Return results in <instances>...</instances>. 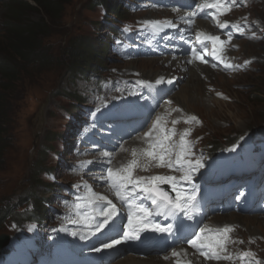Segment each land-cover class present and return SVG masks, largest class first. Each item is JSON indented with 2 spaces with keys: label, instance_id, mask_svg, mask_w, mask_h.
I'll return each mask as SVG.
<instances>
[{
  "label": "rangeland",
  "instance_id": "1",
  "mask_svg": "<svg viewBox=\"0 0 264 264\" xmlns=\"http://www.w3.org/2000/svg\"><path fill=\"white\" fill-rule=\"evenodd\" d=\"M22 1L34 6L32 0ZM94 1L109 2V0H67V3H63V11L57 21L50 20L48 16L45 18L40 9L27 15L31 23H44L47 35L40 36V41L52 60L44 71L33 72L31 69L22 71L17 88L8 94L10 95L8 98L10 110L7 114L9 125L5 126L8 127L7 144L0 165V209L11 201L15 205L17 201L23 200L22 197L28 192H34L48 199L52 197L53 193L45 190L47 184L41 178H37L40 172L48 167L56 168V175L62 181L66 179L65 175L61 176L62 168L57 167L52 161L53 158L48 154L47 149L50 145L54 151L60 150V152L71 148L74 136L63 134V118L66 114L77 115L78 110L87 111L89 102L83 100V97L92 82L91 79L89 81L80 79L78 74L69 70L68 62L64 64V54L66 55L67 49L73 48L79 41L89 40L99 54V60H104L101 65L106 71L100 72V77L107 76L108 72L124 74L130 69L131 64H135L136 71H141L142 74L154 73L152 70L157 65L141 67V63L145 60L128 62L124 53L114 58L110 57L103 40L108 39L111 34L105 26H100L99 13L92 7ZM8 3L9 0H0L1 41H4L2 36L6 34L4 23L8 15L6 7ZM255 3L256 5L249 12L264 25V0H255ZM107 10L111 12L109 8ZM140 13L142 12H137L136 15L130 14L132 20ZM253 39L258 43L239 42L240 50L237 52V55L244 59L247 57L257 59V63L250 71L246 70L234 77L217 76V80L212 78L207 84L212 83L216 87L211 92L200 87L198 93H191L194 100L189 104H183L179 94L181 93L179 91H183L186 82L180 85L178 92L172 97L175 105L195 117L197 120L194 127L195 135L203 136L206 142L214 141V144H221L233 134H245L264 127V37L257 36ZM4 47L7 45L5 44ZM219 91L224 93L227 99L216 98L218 100L216 103L214 95L217 96ZM67 97L74 99L69 101ZM197 124H200V127ZM77 139L79 141V137ZM24 209L25 206L21 209L15 207V214L21 213ZM18 218L15 216L9 223L0 224V238L11 234ZM259 220L258 218L257 222ZM251 230L256 235H259L260 230V233L264 232V222L260 221ZM262 248L264 250V245Z\"/></svg>",
  "mask_w": 264,
  "mask_h": 264
},
{
  "label": "snow or ice",
  "instance_id": "2",
  "mask_svg": "<svg viewBox=\"0 0 264 264\" xmlns=\"http://www.w3.org/2000/svg\"><path fill=\"white\" fill-rule=\"evenodd\" d=\"M236 6L233 0H215L213 3H207L203 5L204 8L216 9L220 12V14H224L226 11L230 10L231 7ZM190 17L195 16L196 13L194 11H190L188 14ZM212 19H216V14L213 13ZM227 27V24H221L220 28L224 29ZM238 31L241 33L243 29L238 28ZM199 35V34H198ZM231 38V37H230ZM206 40L210 41L213 46V54H215L218 45H220L221 40L219 36L208 35L206 36ZM192 55H197V49L192 48ZM201 59L202 63H207V61L203 60L202 57H197ZM191 63V60L188 61ZM246 63H248L246 61ZM225 68H230L232 65L225 64ZM164 82V78L161 77L156 80V84H161ZM168 83H172V80L169 79ZM141 85L145 82L140 81ZM195 119V117H192ZM175 123V121H173ZM157 128L156 124H153L148 132H144V138L150 140L149 149L142 153L143 156L148 158L149 163H154L156 167H167L173 171L180 172L181 175L179 177L175 176H152V177H135L133 175V169L139 164L142 168L146 170V165L141 164L138 160L133 159L132 162L125 169H121L119 171H114L112 168H104L103 172L106 173L108 186L111 190L114 191L115 196L121 203H128L132 199H136L139 195L140 199H147L151 202L155 208L159 209L158 215L172 216L179 212H183L186 215L190 211L191 207L195 203L196 194H197V186L192 183V178L194 174L201 168L204 167L202 160L203 156L196 157L192 151V146L185 142L184 137L188 135L187 132L180 139L179 145L168 144L166 141H170L172 134L171 133H163V138H153L152 132ZM178 148V151L174 152V149ZM107 155V154H105ZM137 153L133 151V156L135 157ZM173 155L175 158L173 159ZM101 181L105 180V176L101 175L99 177ZM161 184H167L170 186L171 191L175 192V197L170 198L167 190L160 187ZM77 200H80L81 197L77 196ZM106 201L105 207H100V214L105 217L103 222H100L96 225L97 230H100L104 227L105 224L108 223V218L115 214L116 206L113 204L111 200H107L104 195L95 194L94 200H89L88 205H94L96 202H104ZM77 208L80 207L78 203L76 205ZM139 212L144 214V225L154 223L149 219L148 210L145 208L143 203L137 205ZM129 224L132 223L131 214L128 217ZM75 223V221H73ZM172 225L167 226V230L171 231ZM153 230L165 231L164 227L159 225H155ZM230 231L229 228H225L223 230L224 233ZM200 240L199 235H195L194 238L188 239L186 242L190 245L191 248L195 249L196 252L204 256L206 259H221L227 258L222 257L221 253L226 251L224 247L223 241L227 240V236L222 235L216 238L215 243L205 244L203 242L198 244ZM121 243V240L115 239L111 242H106L104 244L105 248H112L114 245H118ZM206 249H211V251H206ZM96 251H100V248L95 249Z\"/></svg>",
  "mask_w": 264,
  "mask_h": 264
},
{
  "label": "trees",
  "instance_id": "3",
  "mask_svg": "<svg viewBox=\"0 0 264 264\" xmlns=\"http://www.w3.org/2000/svg\"><path fill=\"white\" fill-rule=\"evenodd\" d=\"M34 6L22 0H9L7 7L8 15L4 23L6 34L0 39V165L3 161L4 151L6 150L7 137L6 132L9 125L7 114H9L8 95L15 91L17 83L20 81L22 71L31 69L33 72L44 71L51 62V57L46 49L42 47L40 36H46L47 31L44 23H31L27 19L30 12L42 10L45 18L50 20H59L63 11V3L67 0H32ZM106 6V3H103ZM113 12L116 19L122 17L120 8ZM5 44L7 47H4ZM64 54V64L68 65L74 71L88 73L97 71L95 67L99 66L102 60H99V54L90 41H79L73 48L67 49ZM98 63V64H97ZM23 76V75H22ZM11 94V93H10ZM211 145H215L211 143ZM24 200V199H23ZM13 206L9 203L0 210V224L7 216H13ZM39 202L35 203V211L39 212Z\"/></svg>",
  "mask_w": 264,
  "mask_h": 264
},
{
  "label": "bare ground",
  "instance_id": "4",
  "mask_svg": "<svg viewBox=\"0 0 264 264\" xmlns=\"http://www.w3.org/2000/svg\"><path fill=\"white\" fill-rule=\"evenodd\" d=\"M143 68H146L147 66H152L154 65V61L152 60H148L147 62L144 61V63H141ZM135 64H131L129 65L128 67L132 70V71H136L135 69ZM148 73H145V77H148L149 75H147ZM153 76H157L159 75V72H158V69L156 71H154V73H151ZM219 80V79H218ZM202 82L200 81L199 77L191 70L190 73H189V78L187 79V82H186V85L184 86L183 88V91H179L181 93L180 94V101L184 104H189L190 102H192L193 97L191 96V93H198L199 92V89H200V86H202ZM189 86H191V89H189ZM209 86H213V87H216L215 85H209ZM197 95V94H196ZM192 97V99H191ZM198 98V97H197ZM216 103H217V99L215 100ZM207 106V105H206ZM210 106V105H209ZM183 109V108H182ZM184 110V109H183ZM219 111V110H218ZM229 220H224L225 218H222V219H219L218 221H220L221 223H231V220L232 219H235V220H239V221H243L246 223L247 227L245 226L246 230H245V233L243 235H249L251 237H253L252 239L256 238L258 235H256V233H254L252 229V227H254L253 225H256L258 224L260 221L264 222V219L261 217H244V216H228ZM258 218L260 219L259 222H257ZM252 226V227H251ZM147 263V264H161L162 262L159 261V259H154L153 261L150 262V260H145V261H139V260H129V259H122L120 260L119 262H117V264H144Z\"/></svg>",
  "mask_w": 264,
  "mask_h": 264
},
{
  "label": "water",
  "instance_id": "5",
  "mask_svg": "<svg viewBox=\"0 0 264 264\" xmlns=\"http://www.w3.org/2000/svg\"><path fill=\"white\" fill-rule=\"evenodd\" d=\"M5 241H6V240H4L3 242H0V247L3 246V245L5 244Z\"/></svg>",
  "mask_w": 264,
  "mask_h": 264
}]
</instances>
